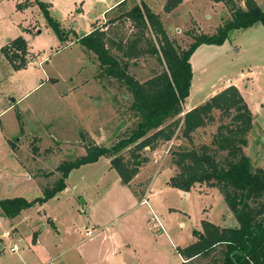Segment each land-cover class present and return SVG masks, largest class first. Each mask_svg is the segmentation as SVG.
<instances>
[{"label": "rangeland", "instance_id": "obj_1", "mask_svg": "<svg viewBox=\"0 0 264 264\" xmlns=\"http://www.w3.org/2000/svg\"><path fill=\"white\" fill-rule=\"evenodd\" d=\"M141 1L147 5L151 2L127 0L105 18L96 17L91 27H105L110 19ZM164 1L152 2L155 12L165 5ZM242 1L236 0L237 4ZM42 2L49 4L46 6L50 17L68 34L66 41L60 42L47 25L37 0H0V47L8 38L12 39L15 32H25L30 37L38 31L42 33L30 40L35 52L27 50V68L13 72L0 54V110L10 105L8 97L15 98L14 109L6 110L0 118V200L21 197L32 201L41 197L43 190L53 187L59 179L56 168L62 162L81 158L88 145L111 147L127 137L140 120L130 109L131 95L127 88L104 75L95 55L75 43L72 34V30H76L79 37H83L85 25L82 28V25L75 27L74 24L99 15L111 0ZM256 3L260 9L264 8V0H256ZM209 4V0H194L179 8L168 20L160 13L161 22L175 46L186 50L193 42L192 36L214 35L229 19H226L227 12L221 3H215V7ZM76 6L81 9V14L75 12ZM218 24L220 26L215 29ZM257 26L254 33V30L230 33L220 46H199L194 50L190 58L193 91L183 107L187 109L212 89L220 88L230 80L236 82L253 116V127L246 136L244 153L253 170L264 171V28L260 24ZM105 30L116 40H125L133 32L129 22L113 23ZM161 69L154 58L144 57L130 60L128 73L142 83ZM196 86L200 88L198 92ZM24 91L26 96L16 94ZM212 117L206 127L192 134L190 141L182 137L181 130H177L171 141L154 151H143L148 162L153 164L149 168V178L159 171L152 177V182L156 181L152 193H158L155 200H159L162 206L175 209L168 216L163 214L164 227L174 246L165 234L148 230V224L149 227L152 225L151 206H142L136 198L133 199L128 187L121 185L117 173L108 169L109 158H102L96 165L88 164L72 170L66 181L68 191L48 200L40 214H37L38 205H35L22 213V219L18 217L16 220L17 216L9 219L10 226L7 221L0 220V264H35L38 249H27L35 241L40 224H47L39 236L41 244L48 249H57L58 253L71 248L74 242L97 255L101 251L116 249L124 260L128 254L132 257L128 252H132L133 244L137 246L141 264H183L177 248L191 243L194 238L192 230L200 229V202L193 191V197L183 198L171 187L164 193L158 189L161 184L169 182L167 166L171 165L172 153L201 146L212 148L218 127L230 122V118L222 116L219 111H214ZM222 156L219 153L217 159ZM148 182L146 179L144 183ZM138 184V181L130 183L135 194L141 190ZM205 202L213 207V219L216 220L224 202L217 205ZM44 212L57 226L59 236L48 225L51 224L49 219L33 223ZM92 214L96 216L95 223L90 217ZM85 215L90 217L88 228L84 224ZM0 217L3 216L0 214ZM87 230L90 232L88 237ZM12 248L17 251L11 252ZM218 251L207 259H196L187 264H214ZM98 262L95 257V263Z\"/></svg>", "mask_w": 264, "mask_h": 264}, {"label": "trees", "instance_id": "obj_2", "mask_svg": "<svg viewBox=\"0 0 264 264\" xmlns=\"http://www.w3.org/2000/svg\"><path fill=\"white\" fill-rule=\"evenodd\" d=\"M184 0H166L163 10L170 13ZM222 3L229 19L214 35L192 36L193 42L182 50L169 39L158 14L143 1L133 5L105 27H92L90 33L78 37L72 32L75 43L95 55L101 72L123 84L131 95L130 109L139 117L136 127L111 147H86L79 159L62 162L56 172L59 179L53 187L45 188L41 197L27 201L21 197L0 200V214L12 219L35 205L41 206L65 189L69 173L81 166L109 158L121 183L130 186L140 168L148 160L143 151H154L171 141L177 130L190 141L192 134L213 120L212 113L219 111L230 122L220 125L212 139V148L201 146L172 153L171 165L176 173L168 186L189 192L195 185L215 188L221 194L228 210L237 221V227L220 228L208 221L201 222V232L193 231L196 241L177 248L178 255L187 264L196 259H207L218 251L214 264H264V171L252 169L244 153L247 134L253 127V116L238 89L231 85L210 97L203 104L184 113L183 104L189 96L192 71L190 58L201 45H222L234 31H244L260 24L264 28V8L254 0H210ZM124 2H121L122 5ZM47 25L60 42L67 33L54 21L48 7L41 0ZM117 22H129L133 28L130 36L114 39L105 28ZM27 42L22 37L9 40L0 52L14 71L27 66ZM144 57L154 58L161 71L145 82H139L128 73L129 61ZM223 156L217 159V155Z\"/></svg>", "mask_w": 264, "mask_h": 264}, {"label": "crops", "instance_id": "obj_3", "mask_svg": "<svg viewBox=\"0 0 264 264\" xmlns=\"http://www.w3.org/2000/svg\"><path fill=\"white\" fill-rule=\"evenodd\" d=\"M125 1H127V0H111V3H109V5L99 15H96L95 14L92 17H90L89 19H85V18L84 19H81L78 23L74 24V26L75 27L76 26L79 27L80 25H82V28H83V26L85 25L84 26V28H85L84 29V33H85V35H87L88 33L91 32V30H92L91 25H92L93 20L96 17H99L100 16L102 18H105V16L108 13L112 12L114 9H116L118 6H120V3L121 2H125ZM147 1H149V0H147ZM192 1H194V0H184L177 8H175L169 14H166L165 12H162L163 11L162 8H163L164 4L161 6V8L158 11H156L157 12L156 13L154 11V6L155 5L152 3V2H155V0H151L150 3H152V5L148 2L149 3L148 6L150 7V9L154 13L158 14L159 16H160V13L162 15H165V17L168 20L169 18H172V17L175 16L174 13L179 8L185 6L188 3H191ZM254 1L256 2V0H254ZM165 2H166V0L164 1V3ZM209 2H210L209 5H211V7H215L214 6L215 3H213L210 0H209ZM47 5L49 6V4H47ZM240 6L241 7L244 6L243 1L240 3ZM222 7L227 12V16H226V19H227L229 17L228 10L226 9V7L223 4H222ZM75 12L78 13V14L79 13L81 14V9L78 8V6H76ZM71 20H72V17H71ZM161 20H162V18H161ZM219 24H218V26L215 29H217L220 26ZM254 29H258V26L255 25V26H253V27H251V28H249L247 30H244V31H234L232 33L249 32V31H252ZM165 30H166V28H165ZM72 31L79 37V35H78V33H77L76 30H72ZM254 32H256V30H254L253 33ZM41 34L42 33L40 32V35ZM38 35L39 34L36 33V35H34V37H30L29 34H27L25 32H23V33L21 31L20 32H15V33H13L12 39L11 38H8L6 40V43L9 40H13V39H15L18 36H22L25 39V41L27 42L28 51L31 52V53H33L35 51L31 47L30 40L35 39ZM6 43L4 45H6ZM203 46H213V45H202L200 47H203ZM2 47H0V49ZM238 51H239V49H238ZM0 54H1V52H0ZM4 59H5V57H4ZM9 66H10V68H11V70L13 72H17V71H14L12 69V67H11L10 64H9ZM27 67H28V65H27ZM230 85H234L238 89V91L241 93V89H240L239 85L236 82H233L232 80H230L226 85H223L222 87H220L221 89L220 88L212 89L209 94H206L200 101H197V102L193 103L191 106H188L187 109H184V107H183L184 113L187 112V111H189V110H191V109H193L194 107H196L198 105L203 104L210 97H212L213 95L217 94L222 89H224V88H226V87H228ZM199 89L200 88H198L196 86V91L197 92H198ZM192 91H193V87H192V81H191V87H190V92H189L188 98H190V95L192 94ZM16 94L25 95V96L27 95L26 91L21 92V93L18 92ZM14 99H11V97H8V100L7 101L9 102L10 105H8V107L6 109H1L0 110V118H1V115L4 114V112L6 110L11 111L12 109H14V106H13ZM101 159L102 158H100L96 163L89 164V165H96V164L99 163V161ZM107 161L109 162V160H107ZM152 165L153 164H151L150 162H147L143 167L140 168V172L136 175V177L131 182V183H133L135 181L140 182V184L137 185L141 189L140 192L137 193L138 195L133 192V189H132L131 185L130 186H126V187H128L127 189L130 190V193L132 195V198L133 199L136 198L139 201V204L140 205L143 206V205H148L149 204L151 206L150 216H151V213H154L157 216V218L159 219V222H160V224H161V226L163 228V231H160L157 228L155 229L154 228V222H151L152 223L151 227H149V224L147 223L148 224V230L153 229V230L158 231V234H160V235L162 233L165 234L167 240L170 243H172V245H173L172 239L167 234L166 229L164 227V217H163L164 215L163 214H165V215L168 216L169 214H171V212H175V209L168 208V206H165V205L162 206L159 203V200H157V201L155 200L156 197H154V196L155 195L157 196L158 193H156V192L155 193H152V187H153L154 183L156 182V181L154 183L152 182L153 181L152 180V177L155 176L154 174L159 173V171L156 170L155 173L152 175V177L149 178L148 172H149V168ZM167 167L169 168V175H168L167 181H169V179L175 175L176 168L173 165H168ZM108 169H111L110 164H109ZM160 171H161V169H160ZM69 175H70V173H69ZM69 175H68V177H69ZM68 177H67V179H68ZM67 179L65 180V189L62 192L58 193V194L65 193L66 191H68V186H67V182H66ZM146 179H149V182L148 183H144ZM141 182H143V183H141ZM120 183H121V181H120ZM167 184H168V182H165V183L161 184L162 187H159L158 192L164 193L165 191H169L170 187H168ZM121 185L125 187V185H123L122 183H121ZM174 190L176 191V193H179L180 194V197H183V198H189L191 195L193 197V195L195 194V196L197 197L198 201L200 202V207H199L200 229H197V228L196 229H193L192 232L193 231H197V232L201 231V222L202 221H208V222H210V223H212V224H214V225H216V226H218L220 228H234V227H237L238 224H237V221H236L235 217L228 210V208H227V206H226V204H225V202H224L221 194H219L217 191H215V189L209 188V187H205V186H202V185H195L189 192H182V191H179L177 189H174ZM170 191H173V190H170ZM191 191H193L194 194H191ZM143 200L146 201V204H141ZM205 201H211V202L215 203L216 205H217V203L219 204L222 201L224 202V205L223 204H222V206L220 205L221 206V210L218 212V215H217V219L216 220L213 219V217L215 218V214H214L215 212L213 211V207L211 206V204L209 202H205ZM45 204H43L41 206H38L37 214H40V212H42L44 210L43 207L45 206ZM24 211H26V210H24ZM24 211H22L16 217V220H17L18 217H20L21 219L23 218L22 217V213ZM90 217L92 219V222L95 223L96 222V220H95L96 219V216L94 214H92V216H90ZM90 217L89 216H86V215H85V217H83L84 224H85V228H88V219ZM42 219H49V221L51 222V224H48V225L50 226L51 230L55 234H57V236H59V231H58L57 226L53 224V221L50 219V217L47 216V214H45V212L40 217H38V220H36L33 223L35 224L36 222H38V221H40ZM0 220L7 221V223L10 226V223L8 222V221H10L9 219H7L5 217H0ZM199 222H198V225H199ZM167 223H170V222L167 221ZM46 225L45 224H40L39 230H38V232H37V234L35 236V241H33L32 246L31 247H28V249H27L28 251H34L35 249L36 250L38 249V251L36 252L37 253V255H36L37 261L35 262V264H96L95 263V257H97V259L99 260V262H98L99 264H103V263L104 264H141L140 263L141 262V260H140L141 257H140L139 252L137 251V246H135L133 244H132V252H128V253H132V257L128 254V258L127 259H124V260H121L120 256L116 253V249H113L112 251L109 250L108 252L107 251H105V252L101 251L97 255V253H95L94 251L92 252L91 250H83V245L82 244H75L74 242L72 243L71 248L66 249L64 251H61L59 253L56 251L57 249H55V250L48 249L45 246V244L44 245L41 244L40 237H39L40 234L42 233V231L45 229ZM100 233L102 234L103 232H100ZM195 241L196 240H195V237H194L191 243H193ZM191 243H188L186 246H188ZM34 244H35V246H37L36 248H35V246L33 247ZM186 246H184V247H186ZM55 247H57V246H55ZM184 247H182V248H184ZM0 249H2V247H0ZM72 252H73V254L70 256V253H72ZM179 258H180L181 262H183L182 261V258L180 256H179Z\"/></svg>", "mask_w": 264, "mask_h": 264}, {"label": "built area", "instance_id": "obj_4", "mask_svg": "<svg viewBox=\"0 0 264 264\" xmlns=\"http://www.w3.org/2000/svg\"><path fill=\"white\" fill-rule=\"evenodd\" d=\"M141 204H146V201L143 200ZM151 221L154 222V228L156 229H159L160 231H163V228L159 222V219L157 218V216L154 214V213H151ZM90 235V232L89 231H86V236L88 237ZM17 251V248H12L11 249V252H16Z\"/></svg>", "mask_w": 264, "mask_h": 264}, {"label": "water", "instance_id": "obj_5", "mask_svg": "<svg viewBox=\"0 0 264 264\" xmlns=\"http://www.w3.org/2000/svg\"><path fill=\"white\" fill-rule=\"evenodd\" d=\"M37 33L40 34V31H38Z\"/></svg>", "mask_w": 264, "mask_h": 264}]
</instances>
